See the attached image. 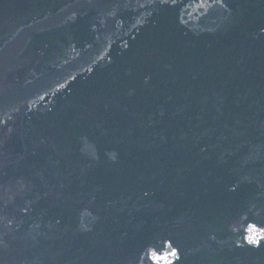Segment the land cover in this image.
Segmentation results:
<instances>
[{
	"label": "water",
	"instance_id": "obj_1",
	"mask_svg": "<svg viewBox=\"0 0 264 264\" xmlns=\"http://www.w3.org/2000/svg\"><path fill=\"white\" fill-rule=\"evenodd\" d=\"M0 264H264V0H0Z\"/></svg>",
	"mask_w": 264,
	"mask_h": 264
}]
</instances>
